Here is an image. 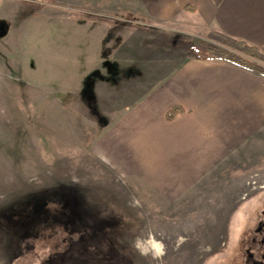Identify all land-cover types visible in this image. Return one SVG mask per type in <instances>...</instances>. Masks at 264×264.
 Segmentation results:
<instances>
[{"label": "rangeland", "instance_id": "obj_1", "mask_svg": "<svg viewBox=\"0 0 264 264\" xmlns=\"http://www.w3.org/2000/svg\"><path fill=\"white\" fill-rule=\"evenodd\" d=\"M110 2L0 0V264H245L244 230L264 213V129L171 201L96 156L114 118L100 91L165 76L211 41L196 20L95 10ZM57 205L74 232L99 233L41 237L40 215L66 219Z\"/></svg>", "mask_w": 264, "mask_h": 264}, {"label": "crops", "instance_id": "obj_2", "mask_svg": "<svg viewBox=\"0 0 264 264\" xmlns=\"http://www.w3.org/2000/svg\"><path fill=\"white\" fill-rule=\"evenodd\" d=\"M126 1L133 15L122 3L95 10L165 27L196 20L206 34L221 32L264 53V0ZM128 85H101L102 98L114 100V118L96 139L95 154L117 171L124 163L131 171L142 170L170 201L264 129V79L225 62L188 55L165 76L136 78ZM174 105L184 113L169 121L165 114Z\"/></svg>", "mask_w": 264, "mask_h": 264}, {"label": "trees", "instance_id": "obj_3", "mask_svg": "<svg viewBox=\"0 0 264 264\" xmlns=\"http://www.w3.org/2000/svg\"><path fill=\"white\" fill-rule=\"evenodd\" d=\"M208 36L211 38V41H200L194 45L191 44V47H194L193 49L196 51L194 55L196 58L225 62L264 79V53L257 46L217 31H210ZM183 113L184 109L180 105H174L167 110L165 117L170 121ZM69 211L65 210L63 206L62 208L59 206L58 212L63 214V216L64 214L66 215V219L60 222L55 221L51 216L40 215L41 222L35 227L37 233L42 237V235L45 236L49 232H57V230L59 232V229L56 228L58 225L66 231L63 232L65 235H73L77 232L79 235L82 234L90 237V235H97L99 233L100 228L98 229V224L95 227L82 225L79 230L74 232L76 227L72 223L73 218ZM48 230L49 232H47ZM51 234L53 235V233Z\"/></svg>", "mask_w": 264, "mask_h": 264}, {"label": "flooded vegetation", "instance_id": "obj_4", "mask_svg": "<svg viewBox=\"0 0 264 264\" xmlns=\"http://www.w3.org/2000/svg\"><path fill=\"white\" fill-rule=\"evenodd\" d=\"M264 212V207L261 212ZM245 264H264V213L256 215V221L251 228L244 230Z\"/></svg>", "mask_w": 264, "mask_h": 264}, {"label": "clouds", "instance_id": "obj_5", "mask_svg": "<svg viewBox=\"0 0 264 264\" xmlns=\"http://www.w3.org/2000/svg\"><path fill=\"white\" fill-rule=\"evenodd\" d=\"M4 259H7V257L5 256Z\"/></svg>", "mask_w": 264, "mask_h": 264}]
</instances>
